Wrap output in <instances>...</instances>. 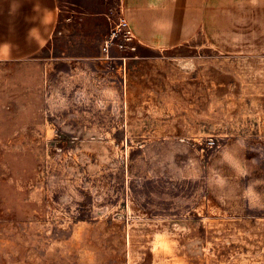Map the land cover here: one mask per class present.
<instances>
[{
	"label": "rangeland",
	"instance_id": "rangeland-1",
	"mask_svg": "<svg viewBox=\"0 0 264 264\" xmlns=\"http://www.w3.org/2000/svg\"><path fill=\"white\" fill-rule=\"evenodd\" d=\"M56 5L36 61L0 63V264H264L240 195L264 179V0H210L167 49L122 0ZM238 141L248 179L220 163Z\"/></svg>",
	"mask_w": 264,
	"mask_h": 264
},
{
	"label": "crops",
	"instance_id": "crops-1",
	"mask_svg": "<svg viewBox=\"0 0 264 264\" xmlns=\"http://www.w3.org/2000/svg\"><path fill=\"white\" fill-rule=\"evenodd\" d=\"M209 1L122 0V14L142 45L175 48L204 28ZM56 20V0H0V63L36 61Z\"/></svg>",
	"mask_w": 264,
	"mask_h": 264
},
{
	"label": "clouds",
	"instance_id": "clouds-1",
	"mask_svg": "<svg viewBox=\"0 0 264 264\" xmlns=\"http://www.w3.org/2000/svg\"><path fill=\"white\" fill-rule=\"evenodd\" d=\"M252 6H259L261 0H249ZM244 148L242 142H237V146H225L219 152V158L221 165H226L230 168L238 177L248 179L252 172L250 171L246 162L241 158L240 151ZM196 179H200L199 170L195 176ZM207 182L210 187H215L220 191H224L228 186V180L217 169H210ZM264 186V179L255 178L250 179L247 185L243 188L240 195L247 202L249 208L264 210V192L259 191Z\"/></svg>",
	"mask_w": 264,
	"mask_h": 264
}]
</instances>
